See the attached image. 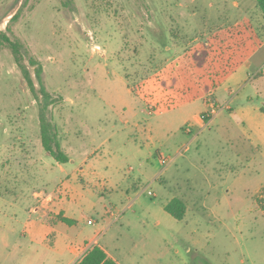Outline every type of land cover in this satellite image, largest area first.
<instances>
[{
	"label": "rangeland",
	"instance_id": "obj_1",
	"mask_svg": "<svg viewBox=\"0 0 264 264\" xmlns=\"http://www.w3.org/2000/svg\"><path fill=\"white\" fill-rule=\"evenodd\" d=\"M67 1L0 0L38 94L0 41V264H73L67 245L94 240L121 264H264L255 0ZM40 83L64 163L41 144ZM61 211L56 250L43 217Z\"/></svg>",
	"mask_w": 264,
	"mask_h": 264
},
{
	"label": "trees",
	"instance_id": "obj_2",
	"mask_svg": "<svg viewBox=\"0 0 264 264\" xmlns=\"http://www.w3.org/2000/svg\"><path fill=\"white\" fill-rule=\"evenodd\" d=\"M70 2L67 1V4ZM258 9L264 17V0H255ZM66 4V3H65ZM19 9L14 13V15L10 18V21L18 18ZM9 25L5 30H0V41L1 44H4L9 47L11 50L15 63L21 69L24 79L26 80L30 90L34 94L35 97L38 98L37 90L35 89L34 82L30 75V72L26 65L23 62V44L20 40L16 38H12L8 35L7 31H9ZM30 63L32 65H36L37 74L41 71V67L38 61L33 58H30ZM39 92L43 97V103L39 106V126H40V139L41 144L46 152L59 163L67 162L69 157L68 155L62 151L60 144L57 139L56 128L53 125V122L49 118L47 114V108L50 104L55 103L57 100L51 98L50 94L45 90L42 83H40ZM261 111L264 114V106L261 107ZM259 205L264 212V197L259 198ZM164 209L172 215L175 219H182L185 213L184 203L178 199L173 198L168 203L164 205ZM58 220L63 221L67 224H71L73 221L69 218L62 216V214L58 215ZM74 264H119L112 257L108 256V254L99 246L93 245L91 246L85 254Z\"/></svg>",
	"mask_w": 264,
	"mask_h": 264
},
{
	"label": "crops",
	"instance_id": "obj_3",
	"mask_svg": "<svg viewBox=\"0 0 264 264\" xmlns=\"http://www.w3.org/2000/svg\"><path fill=\"white\" fill-rule=\"evenodd\" d=\"M246 63H248L249 64V62H246ZM200 119H202L201 117H200ZM198 120H199V118H198ZM60 214H62V216H64V217H66V218H69V219H71L70 217H68V216H66L65 215V213H64V211L62 212H60ZM72 221H73V219H71ZM43 222L45 223V224H47L48 226V230H50V231H52V233L51 234H48V237L50 236V235H52V237H51V241H50V244L52 245V247L53 248H55L56 250H57V248H58V244H59V238L57 237V235H55V232L57 231L56 229H57V226L59 225V224H61V223H65V222H63V221H60V220H58L57 218L55 219L54 217H47L46 216V214H44V217H43ZM65 224H67V223H65ZM67 225H73V222L71 223V224H67ZM87 242V241H86ZM93 245H99L98 243H97V241L96 240H94L93 241ZM92 245V246H93ZM81 246L82 245H71V244H68L67 245V248L69 249V251H70V253H72V254H74V255H76L77 256V260H76V262L85 254V252L91 247H89V248H87L86 250H83V251H80L79 252V248H81ZM100 246V245H99ZM107 254H108V256H110V257H112L102 246H100ZM113 258V257H112ZM114 259V258H113ZM114 260H116V259H114ZM117 261V260H116ZM119 264H121L119 261H117ZM75 263V262H74ZM73 263V264H74Z\"/></svg>",
	"mask_w": 264,
	"mask_h": 264
},
{
	"label": "built area",
	"instance_id": "obj_4",
	"mask_svg": "<svg viewBox=\"0 0 264 264\" xmlns=\"http://www.w3.org/2000/svg\"><path fill=\"white\" fill-rule=\"evenodd\" d=\"M215 110V105L214 103L210 102V112H214ZM164 162V160H163ZM149 194H151V192L149 191ZM88 223H91V220H88Z\"/></svg>",
	"mask_w": 264,
	"mask_h": 264
}]
</instances>
